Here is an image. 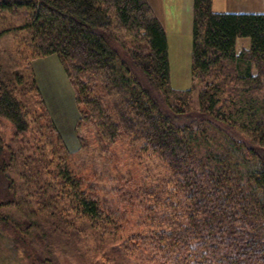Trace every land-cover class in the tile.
Masks as SVG:
<instances>
[{
  "label": "trees",
  "instance_id": "1",
  "mask_svg": "<svg viewBox=\"0 0 264 264\" xmlns=\"http://www.w3.org/2000/svg\"><path fill=\"white\" fill-rule=\"evenodd\" d=\"M210 6L211 0L193 3L194 108L191 88L170 85L166 35L145 0H0V14L28 12L16 30L29 33L37 56L58 57L74 92L75 135L86 126L100 144L127 138L154 155L163 172L154 186L134 191L143 229L120 235V216L54 155L67 151L32 76L44 113L36 148L50 157L39 166L25 157L22 167L36 178L35 203H43L36 208L45 213L27 222L0 212V237L12 235L24 264H53L25 235L30 226L44 237L61 227L90 234L98 250L110 244L111 252L136 255L137 264H264V13H217ZM239 37L249 43L237 50ZM21 83L0 65V118L15 135L27 131L35 112L16 94ZM20 154L0 133V207L15 205L7 169ZM46 203L59 204L47 210Z\"/></svg>",
  "mask_w": 264,
  "mask_h": 264
},
{
  "label": "rangeland",
  "instance_id": "2",
  "mask_svg": "<svg viewBox=\"0 0 264 264\" xmlns=\"http://www.w3.org/2000/svg\"><path fill=\"white\" fill-rule=\"evenodd\" d=\"M28 12L17 9L0 14V65L4 68L6 78L13 75L22 77V85L16 91L18 97L33 107L34 114L28 116L29 126L27 131L16 134L12 125L4 118H0V133L3 141L14 150H20L21 156H15V164L7 169L10 178V189L15 191L14 206L0 207V212L9 215L12 220L25 219L27 222L38 221L45 210L40 211L36 206L43 203L38 199V184H34V176L22 167L25 157L32 156L35 165L45 164L50 157L47 152L40 151L37 147L38 125L43 122L44 113L37 102L34 91L29 82L33 79L39 89L47 113L61 133L63 148L57 157H64L68 167L75 178L79 179L84 187L92 189L98 197L100 204L123 224L120 235L141 230L144 227L143 211L139 206L138 187L154 186L163 172L157 159L147 151L135 148L129 139L121 138L112 145L99 143L93 133L86 126H81L75 135V125L78 112L74 102L73 88L55 54L37 56L33 50V43L26 30H16L27 19ZM8 29V30H7ZM171 40L176 38L172 36ZM127 38V37H126ZM128 39V38H127ZM169 41L168 60L170 85L174 88H191V106L197 107L199 86L192 85L191 81V35H179L175 42ZM249 39L239 37L236 40L237 50L247 47ZM27 106V105H26ZM38 113L40 115H38ZM31 146V149L28 148ZM29 178H26V174ZM28 177V176H27ZM29 182V183H28ZM42 201H47L44 196ZM59 203H46L47 210H55ZM71 220L70 213L66 216ZM54 219V218H52ZM34 226V225H33ZM22 227H25L22 224ZM29 227L31 241L36 250L51 257L53 264H137L136 255H124L109 250L110 244L103 243L102 250L96 248V242L90 234L80 233L76 236L70 227L61 231H52L44 237L42 230ZM4 233V234H3ZM0 237V264H24V250L18 246L12 235L3 232ZM40 238V239H39ZM97 249L98 253H95ZM103 251H108L105 259ZM110 252V253H109ZM96 261V263H95Z\"/></svg>",
  "mask_w": 264,
  "mask_h": 264
},
{
  "label": "crops",
  "instance_id": "3",
  "mask_svg": "<svg viewBox=\"0 0 264 264\" xmlns=\"http://www.w3.org/2000/svg\"><path fill=\"white\" fill-rule=\"evenodd\" d=\"M145 1L161 25L168 47L173 35L177 38L179 35L192 34L194 0ZM210 7L217 13H264V0H211ZM176 38L171 41L175 42Z\"/></svg>",
  "mask_w": 264,
  "mask_h": 264
}]
</instances>
